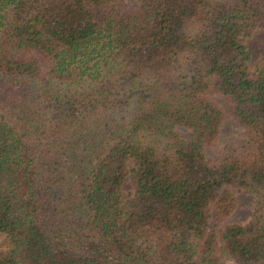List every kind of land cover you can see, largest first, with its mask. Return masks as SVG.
Returning a JSON list of instances; mask_svg holds the SVG:
<instances>
[{
    "label": "trees",
    "instance_id": "16d2710c",
    "mask_svg": "<svg viewBox=\"0 0 264 264\" xmlns=\"http://www.w3.org/2000/svg\"><path fill=\"white\" fill-rule=\"evenodd\" d=\"M255 27L264 0H0V264H264Z\"/></svg>",
    "mask_w": 264,
    "mask_h": 264
},
{
    "label": "rangeland",
    "instance_id": "374dc122",
    "mask_svg": "<svg viewBox=\"0 0 264 264\" xmlns=\"http://www.w3.org/2000/svg\"><path fill=\"white\" fill-rule=\"evenodd\" d=\"M245 43L250 50V58L248 62V70L252 71L254 65L264 58V29L261 27H255L250 30L249 34L245 36ZM41 68H44L47 64V60L37 56ZM211 95L222 105L224 109H227V103L224 97L218 93L211 92ZM239 128L235 122L226 115L220 126L217 143L213 147H205V154L207 157L214 156L218 146L224 141L228 135H236L239 132ZM229 191L235 198V206L232 212L223 220V222H246L251 215L253 209L254 194L245 188H236L234 186L228 187ZM121 191L124 196L129 197L134 192V183L129 176H126L121 184ZM3 234L0 233V241Z\"/></svg>",
    "mask_w": 264,
    "mask_h": 264
}]
</instances>
